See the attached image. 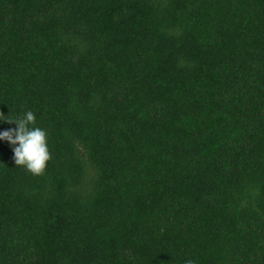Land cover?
<instances>
[{
    "label": "trees",
    "instance_id": "obj_1",
    "mask_svg": "<svg viewBox=\"0 0 264 264\" xmlns=\"http://www.w3.org/2000/svg\"><path fill=\"white\" fill-rule=\"evenodd\" d=\"M29 110L52 159L0 140V264H264V0H0Z\"/></svg>",
    "mask_w": 264,
    "mask_h": 264
},
{
    "label": "clouds",
    "instance_id": "obj_2",
    "mask_svg": "<svg viewBox=\"0 0 264 264\" xmlns=\"http://www.w3.org/2000/svg\"><path fill=\"white\" fill-rule=\"evenodd\" d=\"M0 121L17 125L16 129L0 133V140L14 146V162L17 167H24L33 175H43L52 156L47 145V132L34 127L35 114L29 110L23 117L12 119L11 114L5 116L0 112Z\"/></svg>",
    "mask_w": 264,
    "mask_h": 264
}]
</instances>
